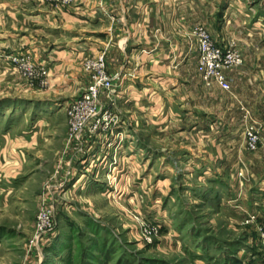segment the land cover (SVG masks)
<instances>
[{
  "label": "rangeland",
  "instance_id": "374dc122",
  "mask_svg": "<svg viewBox=\"0 0 264 264\" xmlns=\"http://www.w3.org/2000/svg\"><path fill=\"white\" fill-rule=\"evenodd\" d=\"M122 1L98 0L106 29L123 20L125 15L112 10L119 12ZM148 1L126 0L125 5L131 7L128 18L142 22L150 35L148 7L140 13L134 9ZM26 2L54 10L56 16L77 12L80 25L89 19L87 0ZM200 3V11L190 8L188 44L181 50L194 60L191 92L184 94L181 89L174 97L180 105L195 106L196 118L189 124L176 119L143 127L136 172L122 157L133 153L137 143H125L119 125L122 111L114 105H120L115 91L122 85L121 80L116 84L118 66L109 52L115 37L107 41L106 50L83 58L81 72L88 80L84 90L74 95L55 88L47 67L33 55V46L32 51L4 56L15 75L14 93L0 98L4 117L13 120L17 129L40 123L37 128L44 137L40 148L30 153L17 187L0 193V264H225L229 260L264 264V0ZM211 6L217 7L216 15ZM47 18L55 21L54 15ZM183 18L176 9L158 15L175 24L173 29L168 26V33H174L180 47ZM200 28L232 58L226 68L229 89L205 77L199 60L203 54ZM38 33L32 32L33 45L42 35ZM101 55L114 77V89L103 95L104 107L108 105L113 115L107 127L94 132L88 121L76 133L71 129L69 106L93 79L88 62ZM13 57L30 59L31 73L17 67ZM225 105L231 108L225 111ZM219 110L224 114L215 113ZM250 129L259 135L255 149L248 144ZM233 146L239 147L238 152L243 149L245 156L223 158L220 150ZM190 149L206 154L204 159L196 158L201 159V171L210 167L206 173L186 169L189 163L184 159ZM148 150L157 163L153 170ZM165 165L173 169L162 168ZM216 168L222 171L221 183L216 181ZM44 208L51 213L52 224L41 231L38 223Z\"/></svg>",
  "mask_w": 264,
  "mask_h": 264
},
{
  "label": "crops",
  "instance_id": "0c3cea01",
  "mask_svg": "<svg viewBox=\"0 0 264 264\" xmlns=\"http://www.w3.org/2000/svg\"><path fill=\"white\" fill-rule=\"evenodd\" d=\"M26 1L0 0V98L14 93L15 75L9 62L4 58L7 54L15 53L16 50L32 51L31 47L33 46V55L47 67L50 81L55 88H60V92L63 94L74 95L84 90L88 80L87 74L81 72L80 66L83 58L97 55L100 50H106V45L111 43L110 41L115 37L117 41H113L109 52L118 66L116 84L121 80L122 85L121 89L116 87L117 93L115 91L120 105H116L117 103L114 105L122 111L119 125L126 135L125 143H137L133 153L122 155L131 171L136 172L139 167L136 159L142 155L140 130L143 127L153 128L165 121L173 122L176 119L189 124L192 118H196V115L193 114L195 106L180 105L174 97L181 89L184 94L191 92L192 74L190 69L194 60L181 50L184 49L185 44H188L185 31L188 28L186 19L189 18L190 8L196 7L200 11L202 0H199V3L183 0L185 1L183 4H178L181 2L178 0H149L148 4H139V7L136 5L134 9H138L137 13H140V10H146L145 7L149 9L153 27L150 28V35L147 34L148 29L147 27L145 29L142 22L128 18V11L131 7L125 5L126 0H121L120 13L112 7L114 13L125 15L123 16L124 21L111 24L108 29H106L105 12L98 7V0H87V8L90 10L87 12L89 19L83 21L84 23L81 25L79 22L82 20L77 18V12L56 16V11L32 7ZM211 7L214 11H212L213 14L216 15L217 7L216 9L215 6ZM175 9L184 15L180 23L183 30L181 47L175 42L174 33H168V26L172 27L175 24L158 19V15L169 14L171 10ZM49 15H54V22L47 18ZM36 30L39 32L38 34L42 35H39L37 42L33 45L30 40L32 32ZM114 30L119 31L118 35L113 32ZM154 30L157 32L155 33ZM159 30L166 31V33L159 34ZM48 32L52 33V36H48ZM63 36L65 39L62 38ZM215 106L220 109L223 107V105ZM225 106V111L231 108V105ZM3 111L4 109L1 114L4 113ZM223 111L219 110L215 113L222 115ZM12 121L8 117H4V114L0 115V193L13 191L17 187L28 167L30 153L40 148L43 136L37 128L40 123L33 124L32 129L28 127L17 129V124ZM219 140L223 142V138ZM220 151L221 156L225 159H233L239 154L242 157L245 156L244 150L240 148V152H238L239 147L235 146L231 147L229 151L227 149ZM187 153L184 160L189 163L186 165L189 172L206 173L210 169L206 165L205 169L201 171V159H196L200 157L204 159L206 154L201 152V155L191 149ZM146 157L151 161V170L158 168L157 163L153 161L155 157H153L152 150H148ZM204 164H208V161H204ZM139 165L140 168L144 167L142 162ZM162 168L173 169V166L170 168L165 165ZM221 172L216 168L217 178ZM216 181L221 183L222 179L218 178ZM241 251L242 247H239L238 253ZM225 264L240 263L229 260Z\"/></svg>",
  "mask_w": 264,
  "mask_h": 264
},
{
  "label": "built area",
  "instance_id": "2783aa9c",
  "mask_svg": "<svg viewBox=\"0 0 264 264\" xmlns=\"http://www.w3.org/2000/svg\"><path fill=\"white\" fill-rule=\"evenodd\" d=\"M199 34L201 36V49L203 53L199 60L205 77L209 81H217L222 88L229 89L231 83L227 77L226 68L231 65V56L225 54L220 46L213 43L205 29L200 28ZM13 60L18 63L17 67H20L25 72L27 71L29 74L31 73L32 66L30 59L13 57ZM88 66L93 68V79L83 94L73 100L69 106V113L72 116L71 129L76 131V133L82 131L83 126L88 121L90 123V130L94 132L107 127L108 118L113 115L112 111L107 107L108 105L104 107L103 102V95L110 94L115 84L114 77L109 75L106 69L104 56L101 55L96 60H90ZM247 134L250 149H255L258 145L259 135L253 129H250ZM47 211L44 208L40 213L38 227L41 231L51 228L52 217L51 213Z\"/></svg>",
  "mask_w": 264,
  "mask_h": 264
},
{
  "label": "trees",
  "instance_id": "16d2710c",
  "mask_svg": "<svg viewBox=\"0 0 264 264\" xmlns=\"http://www.w3.org/2000/svg\"><path fill=\"white\" fill-rule=\"evenodd\" d=\"M156 262H159V261H156ZM161 264H165V263L161 262Z\"/></svg>",
  "mask_w": 264,
  "mask_h": 264
}]
</instances>
